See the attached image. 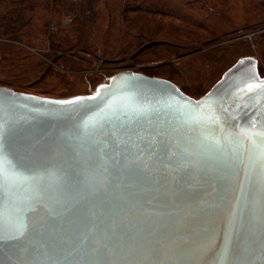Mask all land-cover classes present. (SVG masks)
<instances>
[{
  "label": "water",
  "instance_id": "obj_1",
  "mask_svg": "<svg viewBox=\"0 0 264 264\" xmlns=\"http://www.w3.org/2000/svg\"><path fill=\"white\" fill-rule=\"evenodd\" d=\"M252 78L245 57L199 98L134 71L67 97L0 86L5 152L28 181L0 195L28 225L8 239L6 221L0 264H264V136L241 135L264 122ZM184 101L218 119L189 120Z\"/></svg>",
  "mask_w": 264,
  "mask_h": 264
},
{
  "label": "rangeland",
  "instance_id": "obj_2",
  "mask_svg": "<svg viewBox=\"0 0 264 264\" xmlns=\"http://www.w3.org/2000/svg\"><path fill=\"white\" fill-rule=\"evenodd\" d=\"M245 57L264 76V0H0V86L19 92L89 94L134 71L199 98Z\"/></svg>",
  "mask_w": 264,
  "mask_h": 264
},
{
  "label": "snow or ice",
  "instance_id": "obj_3",
  "mask_svg": "<svg viewBox=\"0 0 264 264\" xmlns=\"http://www.w3.org/2000/svg\"><path fill=\"white\" fill-rule=\"evenodd\" d=\"M254 64H249V68H254ZM252 83H247L245 87L251 89L255 87H259L264 89V81H260L259 83L255 82L254 78ZM242 91V89H241ZM99 95V90L98 93ZM80 98H76L78 101ZM89 99H94V97H90ZM183 99V98H181ZM76 101H68L62 100L57 103L60 104H73ZM206 101H201L197 105H192L190 101H184L180 105V111L182 115H185L189 120H215L218 119L212 114L204 115L202 113V109L204 108ZM171 107V105H169ZM239 107V105H237ZM199 113V114H198ZM3 120V117L0 116V195H2L3 189L6 184H11L15 186L20 183H27L25 180L24 173L20 171L19 165L16 160L13 159L10 155H7L5 152L6 145L4 143V139L6 136V132L10 131ZM242 136H246L249 139H253L255 136H264V122L259 120L253 121V126L250 128L242 129ZM253 142H255L253 140ZM264 151V150H262ZM30 180L35 182L38 177L31 176ZM39 188V185H37ZM25 207L23 203L17 204L14 200L10 201L9 205L6 207L3 203V199L0 198V242L5 240V236L3 234L6 221L8 224L12 226V235H9L8 239H18L19 237L24 235L28 225L26 223L25 216Z\"/></svg>",
  "mask_w": 264,
  "mask_h": 264
}]
</instances>
